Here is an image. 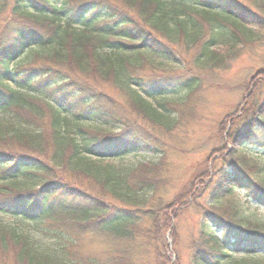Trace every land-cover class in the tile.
<instances>
[{
  "label": "trees",
  "instance_id": "trees-1",
  "mask_svg": "<svg viewBox=\"0 0 264 264\" xmlns=\"http://www.w3.org/2000/svg\"><path fill=\"white\" fill-rule=\"evenodd\" d=\"M250 1L0 0V214L49 225L66 245L0 220V264H98L75 259L86 235L125 248L110 264H128L138 241L153 264H174L166 235L190 207L204 218L190 264H264V222L246 218L235 193L264 208V162L244 152L264 148V55L231 89L239 104L216 124L218 158L167 200L160 162L109 163L165 155L157 135L176 130L201 81L158 73L152 61L179 65L180 40L190 51L207 23L202 68L227 72L224 51L210 49L242 56L264 27V0Z\"/></svg>",
  "mask_w": 264,
  "mask_h": 264
},
{
  "label": "rangeland",
  "instance_id": "rangeland-1",
  "mask_svg": "<svg viewBox=\"0 0 264 264\" xmlns=\"http://www.w3.org/2000/svg\"><path fill=\"white\" fill-rule=\"evenodd\" d=\"M250 2L254 4V0ZM203 31V36L198 41L196 39L197 43L195 46L190 47V51H188L187 46L191 45V41L183 38L180 40L179 50L182 57L179 59V65L159 60L152 61L153 67L158 73H181L184 75L187 73L186 76H198L199 81H201V89L196 96V104L194 106L192 104L193 107L188 111H183L184 116L181 118L176 130L172 133L157 135L165 142V144L163 141L160 142V145L164 146L165 155L162 156L161 153L155 154L149 151H137L125 156L124 159L109 162L115 166H134L141 162L158 164L160 162L163 167L161 170L163 183L159 196L164 197L165 200L177 193L191 177L204 168L211 157L216 156L218 158V155L213 154V151L219 149L222 143L219 137L216 136V124L226 113L234 111L237 104H239L238 91L231 89L237 88L239 84H244L249 80L250 76L255 73V69L259 67L258 54L260 56L264 55V27L260 25L250 31L251 44L242 50V56L238 59H234L235 56L232 54L227 55L228 52L223 46L210 49L217 53L224 51L223 60L230 65V69L225 73L216 72L213 76L209 75L210 71L202 68L203 59H201L203 46L207 41H210L209 37L211 36L207 23H204ZM261 92L263 97L264 86ZM247 148L248 151H244L247 155L260 160L259 162H264V148L259 145H248ZM215 163L219 167L220 163L218 161ZM235 193L240 198L239 203L243 215L250 220L264 222V208L246 201L243 191L236 190ZM210 201L206 197L201 200V203L209 205ZM0 220L13 224L24 232L31 233L33 237L41 242L46 241L57 246L66 247L65 243L54 235V229L49 225H34L1 214ZM203 222L202 212L194 207L185 209L173 221L172 229L166 235L172 263L190 264L192 245L202 228ZM172 230L177 235L175 241L172 237ZM117 244L112 238L105 240L86 235L79 239L77 249L73 253L75 259L83 261L82 263L110 264L113 257L119 258L118 252H125V248ZM147 246L146 241L142 244L141 241H138L135 245L133 244V249L130 250L131 255H128L131 258L128 264H153L154 257L152 252L147 253L149 250ZM261 254H264V252H261ZM5 258V255L0 253V262Z\"/></svg>",
  "mask_w": 264,
  "mask_h": 264
}]
</instances>
